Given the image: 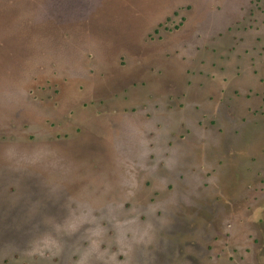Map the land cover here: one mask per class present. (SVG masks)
Instances as JSON below:
<instances>
[{
  "label": "rangeland",
  "instance_id": "obj_1",
  "mask_svg": "<svg viewBox=\"0 0 264 264\" xmlns=\"http://www.w3.org/2000/svg\"><path fill=\"white\" fill-rule=\"evenodd\" d=\"M0 264H264V0H0Z\"/></svg>",
  "mask_w": 264,
  "mask_h": 264
}]
</instances>
